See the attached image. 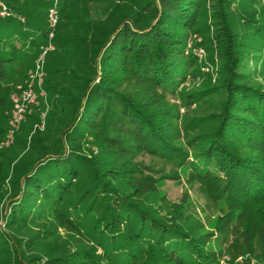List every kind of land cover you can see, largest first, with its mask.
<instances>
[{
  "label": "trees",
  "instance_id": "obj_1",
  "mask_svg": "<svg viewBox=\"0 0 264 264\" xmlns=\"http://www.w3.org/2000/svg\"><path fill=\"white\" fill-rule=\"evenodd\" d=\"M4 1L12 14L0 15V110L8 121L0 133L8 137L15 105L9 90L26 87L44 49L46 71V53L63 19H76L68 7L78 0H57L55 26L48 18L52 0ZM97 1L105 0H86L77 14L87 16ZM110 1L105 26L90 37L97 45L81 59L88 68L76 75L81 95L74 118L62 129L66 142L37 137L35 146H47L22 171L8 213V224L20 229L50 216L91 245L59 253L55 245L43 247L44 255H27V261L232 264L240 252L251 255L256 244L264 252V85L252 78L249 65L259 55L253 42L264 46V8L255 7L261 0ZM120 2L137 10L122 13ZM233 20L250 31L238 32ZM193 33L204 36L203 44L220 59L222 75L185 98L195 103L215 94L222 100L210 115L212 127L188 136L196 124L188 120L181 126L176 98L197 70L198 57L188 46ZM33 47L40 49L35 53ZM185 135L191 151L181 144ZM84 144L92 155L83 151ZM146 154L162 164L143 161ZM179 169H188L189 181L221 204L210 229L196 215L188 221L190 214L182 216L184 202L160 190L162 179L178 177ZM35 209L38 214L30 217ZM39 234L22 238L21 253L40 245Z\"/></svg>",
  "mask_w": 264,
  "mask_h": 264
},
{
  "label": "rangeland",
  "instance_id": "obj_2",
  "mask_svg": "<svg viewBox=\"0 0 264 264\" xmlns=\"http://www.w3.org/2000/svg\"><path fill=\"white\" fill-rule=\"evenodd\" d=\"M85 2L86 0H78L75 3L72 2L70 7H68L70 8L71 16L76 13V19H63V25L57 30L53 38V44L46 53V71H44L38 80L39 83L35 81V101L26 102L23 109V118L19 128L15 131V140L13 136L14 142L0 145V231H2L0 232V264H20L21 261L23 264H29L27 255H44L43 250H41L43 247L49 248L55 245V252L59 253L68 249L72 251L78 246L87 244L81 241L75 232H71L62 225L57 224V220H54L50 216L37 218L36 222L30 221L27 226H23L21 229L8 224L11 197L17 192V184L21 182V177H23L21 173L31 161L43 154L44 148L42 147L47 146V143L44 142L35 146L37 137L45 134L48 141H51V144H56L61 139L64 143L66 142V138L62 136V129L74 118L78 106V98L81 95L79 86L82 82H79L80 79L76 75L80 74L81 70H87L88 68L85 63H81V59L86 55H91L97 43L94 42L92 44L90 37L95 35L97 30L103 29L108 9L113 6V2L110 0L97 1L91 3L87 16H84L82 13L77 14L84 7ZM116 7L122 13L135 12L137 10L136 5L128 8L125 2L117 3ZM255 7L259 9L258 11H262L264 0L258 2ZM236 16L235 18H237ZM83 20L86 23L84 22L80 25V22ZM95 22L98 28H94ZM233 23L234 29L238 32L247 33L250 31L245 24L238 20H233ZM203 37L197 33H193L188 40V46L194 50L198 57L197 70L195 76L188 77L182 86H180L176 98L180 104L179 123L181 126L189 124L190 120L196 124V128L189 130L188 136L197 135L212 127L215 120L210 115L219 108L222 100L221 96L215 94L206 95L195 103L189 102L185 98L187 92L197 91L218 82L222 75L220 59L211 49L209 50L203 44ZM253 43L255 44H252V46L254 45L257 48L256 51L259 52V55L250 59L251 63L249 65L254 69L252 78H257L264 85V46H259V41ZM261 44L264 45V43ZM39 49V47H33L35 53ZM3 84L7 83L4 82ZM5 86L7 87V85ZM9 91L12 94L14 93V89ZM3 96L6 97V104L3 107L8 110L11 101L8 92L4 93ZM6 116L0 110V129L2 126L7 127L8 125ZM194 117L200 118L196 119ZM37 127L40 131L36 130ZM84 137L85 141H88V137ZM6 138L5 136L1 137L0 133V142L6 140ZM181 142L185 148L191 151L192 146L188 143L186 135L181 139ZM87 145L84 144L83 151L88 155H92ZM142 159L145 162H153L157 165L162 164V161L152 158L148 154L144 155ZM165 165L166 168H173L171 165ZM187 171L188 169H179L178 177L163 178L159 188L165 193L167 198L184 202L185 206L182 208V216L188 217L190 214L191 217L187 218L188 221H193V215H196L195 217L201 218L205 222L206 228L210 229L211 223L222 206L207 199L199 190L198 182L194 181L191 183L189 181ZM18 196H20V191H18L17 196H14V198ZM150 202L155 203V199H151ZM45 206V211H47L49 206L47 204ZM34 214L35 216L38 214V209L33 210L30 217ZM37 230H40V234L38 235L40 245L25 249L26 254L21 253L24 243L22 238L31 236ZM90 245L91 243L87 244V247ZM237 260V262L232 264H264V252L256 244L255 250L251 255L246 252H240ZM45 262L46 258L44 257L38 264H45ZM104 264H108V262L105 261Z\"/></svg>",
  "mask_w": 264,
  "mask_h": 264
},
{
  "label": "built area",
  "instance_id": "obj_3",
  "mask_svg": "<svg viewBox=\"0 0 264 264\" xmlns=\"http://www.w3.org/2000/svg\"><path fill=\"white\" fill-rule=\"evenodd\" d=\"M56 8H57V0H52V5L48 9V18L50 24L55 26L57 22V15H56ZM12 14V11L6 4L4 0H0V15H9ZM53 32H50V36ZM50 47V45L48 46ZM44 49L37 57V61L35 67L29 72V80L26 87L19 93L14 92L11 96L15 101V106L12 109V127L9 129L8 137L6 140L1 141L0 145H6L13 141V134L14 131L19 127V123L23 118V109L26 105L27 101L34 102V84L35 81L39 80L43 75V62H44ZM39 82V81H38Z\"/></svg>",
  "mask_w": 264,
  "mask_h": 264
}]
</instances>
